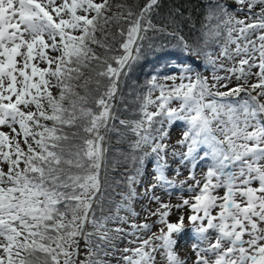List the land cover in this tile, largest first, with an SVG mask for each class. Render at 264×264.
I'll return each mask as SVG.
<instances>
[{
  "label": "snow or ice",
  "instance_id": "1",
  "mask_svg": "<svg viewBox=\"0 0 264 264\" xmlns=\"http://www.w3.org/2000/svg\"><path fill=\"white\" fill-rule=\"evenodd\" d=\"M186 2L0 0V264H264V0Z\"/></svg>",
  "mask_w": 264,
  "mask_h": 264
},
{
  "label": "rangeland",
  "instance_id": "2",
  "mask_svg": "<svg viewBox=\"0 0 264 264\" xmlns=\"http://www.w3.org/2000/svg\"><path fill=\"white\" fill-rule=\"evenodd\" d=\"M211 74H212L211 71H207L204 75H207V76L210 77ZM224 74H225V73L220 72V75H224ZM230 86H235V80H233V83H232V85H230ZM222 90H224V89H222ZM181 129H182V125L175 126V127L172 129V131H171V141H172L173 144H174L175 141L180 137ZM173 167H175V165H173ZM203 170H205V169H198V172H199V171H203ZM182 171H183L184 175H183V176H180V177H177L178 180H179V179H183L184 176L187 175V169H183ZM168 175H169V177L171 178L172 174H171V173H168ZM148 182H151V177H149L148 180L146 181V183H148ZM138 191H140V189H138ZM157 195H162V193L160 192L159 189H157ZM185 195H187V193H185ZM165 199H167V197H165ZM179 202H180V201H179V199H177L176 196H173V197H172V203L175 204V203H179ZM141 203H144V202L141 201V202H137V203L135 204V209H136V211L140 213L139 218H133V217L129 216V221H130V222H135V223H140V222H142V221H144V222H148V223H151L152 220L155 219V217H152V218L148 219L147 221H145V217H146L147 214H146L145 212L141 211ZM150 207L154 209V208L156 207V205H155V204H152V205H150ZM124 214H125V213H123L122 215H124ZM178 214H179V213H177V215H178ZM177 215H173V216L171 217V219H172V220H176ZM185 223H186V227H187V221H186ZM121 226L124 227V228H128V225H127V224H124V225H121ZM153 231H156V228H153ZM183 241H189V242H190V233L186 232V233L184 234V236L182 237V242H181V245H180V249H181V250H180V255H181L182 257L185 256V255H188V254H189V251H190V249L188 248V246H187L186 244H184ZM120 246L123 247V246H125V245L121 244ZM193 258H194V257H193Z\"/></svg>",
  "mask_w": 264,
  "mask_h": 264
},
{
  "label": "trees",
  "instance_id": "3",
  "mask_svg": "<svg viewBox=\"0 0 264 264\" xmlns=\"http://www.w3.org/2000/svg\"><path fill=\"white\" fill-rule=\"evenodd\" d=\"M131 2V0H129ZM173 0H165V6L167 7L168 4L172 3ZM176 2H179V0H176ZM195 3V0H187L185 6L188 9H191L192 4ZM185 33L187 34V29H185ZM172 56L175 59L179 60H185L186 62H191L190 60H187L186 57L181 56L178 50L172 49ZM175 59L173 62H175ZM166 57H161L157 59L155 56L149 55L146 60L141 61L139 65L136 66V69L132 75V79L136 80L139 83H143L148 76L153 73L156 70L157 65H163L166 62ZM199 66L196 64V68L199 67L200 71L205 74L207 71H211L210 67H207L205 65H202L199 61H197ZM166 72L171 71V69H165ZM220 74V73H219ZM123 212H121V215ZM113 264H115V261H113Z\"/></svg>",
  "mask_w": 264,
  "mask_h": 264
}]
</instances>
